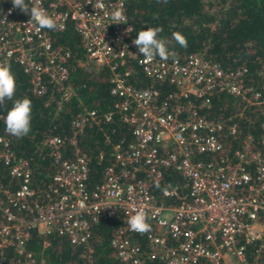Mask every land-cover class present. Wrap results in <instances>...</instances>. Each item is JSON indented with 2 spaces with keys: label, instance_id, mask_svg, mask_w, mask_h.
I'll use <instances>...</instances> for the list:
<instances>
[{
  "label": "built area",
  "instance_id": "obj_1",
  "mask_svg": "<svg viewBox=\"0 0 264 264\" xmlns=\"http://www.w3.org/2000/svg\"><path fill=\"white\" fill-rule=\"evenodd\" d=\"M34 2L26 0L30 7ZM38 2L56 20L55 31L69 24L78 35L77 66L107 68L113 101L102 119L118 113L130 140L111 145L100 180L87 187L89 160L76 138L96 119L93 110H83L72 119L69 137L42 139L53 169L46 187L33 189L31 160L11 151L0 135V264L33 263L24 248L32 230L86 246L92 225L117 216L122 225L109 244L123 264H264V115L255 141L250 134L240 137L230 116L206 113L213 93L231 98L240 115L264 105V89L247 82L245 68L223 70L202 52L147 61L133 44L125 0ZM117 8L126 16L122 24L111 18ZM29 19L11 0H0V63L17 65L32 94L59 106L72 94L70 52ZM126 60L151 84H130V68L122 69ZM156 83L170 87L163 97ZM8 110L0 112L1 123ZM139 206L150 216L151 231L144 234L127 223Z\"/></svg>",
  "mask_w": 264,
  "mask_h": 264
},
{
  "label": "trees",
  "instance_id": "obj_2",
  "mask_svg": "<svg viewBox=\"0 0 264 264\" xmlns=\"http://www.w3.org/2000/svg\"><path fill=\"white\" fill-rule=\"evenodd\" d=\"M124 5L135 39L146 27H162L159 36L167 39V46L177 54L176 58L202 52L223 70L245 68L247 82L264 89V0H167L166 4L157 0H125ZM47 30L54 45L67 47L70 52L67 83L72 94L59 106L46 103V96L32 94L26 76L17 65L10 63L16 78L13 99L28 97L32 101L31 130L26 136L15 137L7 133L5 124L0 122V135L7 138L11 151L31 160L32 188H45L53 168L41 144L42 139L48 135L69 137L75 115L85 109L93 110L95 123L85 125L76 138L80 152L89 160L86 185L92 187L110 161L111 145L118 142L124 145L130 140L129 127L118 113H112L108 121H103L102 115L110 111L113 101L108 93V71L105 67L83 70L77 66L82 55L78 35L71 25L60 31ZM176 31L187 38V48L173 39ZM126 67L130 68L126 77L130 84L139 88L151 84L133 61L126 60L122 69ZM155 86L160 97L170 89L167 84L156 83ZM231 102L225 94L213 93L206 113L216 119L230 116L237 124L240 137L250 134L256 141L261 133L256 122L264 115V105L249 107L237 115L239 105ZM11 107L12 101L6 100L0 105V112ZM105 136L109 143H105ZM64 146L69 153L71 147L66 141ZM2 179H5L3 175ZM121 225L118 216L92 225L86 246L72 245L54 233L42 235L32 230L24 248L32 256V264H123L114 258L109 244L112 232ZM44 240L48 242L45 246L42 245Z\"/></svg>",
  "mask_w": 264,
  "mask_h": 264
},
{
  "label": "clouds",
  "instance_id": "obj_3",
  "mask_svg": "<svg viewBox=\"0 0 264 264\" xmlns=\"http://www.w3.org/2000/svg\"><path fill=\"white\" fill-rule=\"evenodd\" d=\"M14 8H18L30 19L28 24L35 23L39 29L56 30L58 24L49 13L40 6L38 0L29 6L26 0H11ZM32 2V0H29ZM157 2L167 3V0H157ZM103 7L102 4L99 5ZM11 14V12H9ZM111 18L116 24H122L126 20V16L122 8H117L111 13ZM157 18V17H154ZM163 31L162 27H146L138 32L133 44L138 48L139 54L147 61H151L154 57L159 56L161 60L167 61L170 58L175 59L176 53L168 48V41L159 34ZM173 39L183 48H187V38L180 32L176 31L172 34ZM16 92V78L11 70V65L0 63V105L6 100L12 101V107L7 111V115L3 118L6 126L5 130L15 137H23L28 135L31 130L32 119V101L28 97L13 99ZM147 95V93H145ZM155 186L160 188L159 182ZM167 190L166 188L164 189ZM149 213L145 206L133 207L128 213V226L131 231L144 234L151 231Z\"/></svg>",
  "mask_w": 264,
  "mask_h": 264
},
{
  "label": "crops",
  "instance_id": "obj_4",
  "mask_svg": "<svg viewBox=\"0 0 264 264\" xmlns=\"http://www.w3.org/2000/svg\"><path fill=\"white\" fill-rule=\"evenodd\" d=\"M98 68H96V70H97ZM95 70V69H94Z\"/></svg>",
  "mask_w": 264,
  "mask_h": 264
},
{
  "label": "rangeland",
  "instance_id": "obj_5",
  "mask_svg": "<svg viewBox=\"0 0 264 264\" xmlns=\"http://www.w3.org/2000/svg\"><path fill=\"white\" fill-rule=\"evenodd\" d=\"M208 1H210V0H208Z\"/></svg>",
  "mask_w": 264,
  "mask_h": 264
}]
</instances>
